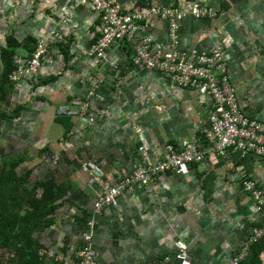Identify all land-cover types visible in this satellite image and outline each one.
Here are the masks:
<instances>
[{"label": "crops", "instance_id": "1", "mask_svg": "<svg viewBox=\"0 0 264 264\" xmlns=\"http://www.w3.org/2000/svg\"><path fill=\"white\" fill-rule=\"evenodd\" d=\"M117 2L123 11L172 6L187 11L196 2L212 6L213 18L183 20L180 48L220 49L244 112L264 123V0ZM146 25L154 49H167V22ZM101 33V15L72 6V0H0V51L8 37L19 43L28 37L50 40L37 72L9 87L2 110L18 108V115L0 126V163L22 157L18 169L31 170V183L54 176L67 188L55 223L36 237L45 249L65 252L82 247L91 232L98 264H182L176 243L185 245L190 264H232L253 230L264 225V213L243 183L254 181L264 196V161L237 150L230 158L189 164L149 187L131 188L94 213L98 187L81 169L85 162L112 183L136 169L139 157L132 152L145 143L152 164L166 159L169 147L202 148L212 107L210 98L180 88L167 75L135 66L130 42L113 46L104 58L90 55ZM27 56L19 47L14 62ZM3 73L0 59V79ZM77 98L90 105L92 118H71L67 135L68 119L57 110ZM256 256L251 249L241 264H264V248Z\"/></svg>", "mask_w": 264, "mask_h": 264}, {"label": "built area", "instance_id": "2", "mask_svg": "<svg viewBox=\"0 0 264 264\" xmlns=\"http://www.w3.org/2000/svg\"><path fill=\"white\" fill-rule=\"evenodd\" d=\"M72 6H84L101 15L102 36L89 51L90 55L105 57L111 47L123 42H133L132 62L135 66H143L145 69L167 75L180 87L197 92L203 99L210 98L212 105L204 129L207 142L204 147L194 143H185L180 149L169 147L168 156L163 161L152 164L143 158L130 176L112 183L103 178L100 170L91 167L85 169L98 187L94 200L95 214H101L131 188L149 187L153 180L189 164L203 163L216 157L230 158L232 150L241 152L244 157L264 161V123L244 112L220 49L208 52L192 50L187 53L178 48V32L183 20L187 17L213 18L217 13L212 6L196 2L187 11L171 7L123 11L117 0H72ZM153 19L168 23L171 47L173 46L169 53L154 50L151 46V36L144 33L143 23ZM49 45V39L39 40L35 51L22 63H18L16 69L9 74L8 80L16 83L35 74L46 57ZM77 104L78 102L76 106ZM78 110L80 111L81 107ZM58 111L60 115L77 117V113L71 112L70 106L67 105L61 106ZM243 183L245 192L257 203V210L264 213L262 191L252 180L244 179ZM92 238V233L88 232L84 235L85 244L80 248H71L65 252L42 250L40 255L46 260L61 264H98ZM263 239L264 225L253 230L242 250L232 260V264H241L248 259L251 248ZM176 248L179 250L178 259L182 264H190L185 245L176 243Z\"/></svg>", "mask_w": 264, "mask_h": 264}, {"label": "trees", "instance_id": "3", "mask_svg": "<svg viewBox=\"0 0 264 264\" xmlns=\"http://www.w3.org/2000/svg\"><path fill=\"white\" fill-rule=\"evenodd\" d=\"M171 8L182 10L175 6ZM203 19H208V17ZM101 22L103 30L102 18ZM148 22L149 21L146 23L144 22L145 24L143 23L145 29ZM178 33L180 35V29ZM169 34L168 26V37ZM148 35L152 38L151 46L154 48L155 42L153 36L150 34ZM36 44L37 42L30 37L26 38L22 43L17 42L13 37H8L5 47L0 51V59L4 66V73L0 79V126L3 121L18 115V108L16 110L13 109L12 113L2 110V103L9 94V87L14 84L8 80V76L18 66V64L14 62L16 49L23 47L27 50L28 56H30L35 51ZM131 44L133 45V42H131ZM93 46L89 50H91ZM168 46L171 48L170 38ZM169 47L167 49L158 48L154 50L168 52ZM187 53H191V51L188 50ZM222 54L223 57H225L223 52ZM64 55H66L65 52ZM225 62L227 73H229L230 79L232 80L230 67H228L227 60H225ZM62 116L68 119L65 126L68 135L73 127V123L70 119L75 117L66 114ZM23 162L24 159L18 156L4 159L0 163V264H41L46 260L41 257L40 251H47V249L42 246L36 235L55 223V213L60 205L66 201L67 188L59 185L54 176L43 181L31 183L30 169L20 174L18 172V167ZM263 248L264 239L251 248L253 255L257 257L256 255H258Z\"/></svg>", "mask_w": 264, "mask_h": 264}, {"label": "rangeland", "instance_id": "4", "mask_svg": "<svg viewBox=\"0 0 264 264\" xmlns=\"http://www.w3.org/2000/svg\"><path fill=\"white\" fill-rule=\"evenodd\" d=\"M178 48L179 50L181 51H185V52H188V50L192 51V50H196V49H187V50H182L180 48V37H179V45H178ZM173 50V46L170 48L169 47V50H168V53ZM155 71V70H154ZM37 72V71H36ZM171 81V80H170ZM174 83V82H173ZM177 85V83H174ZM179 86V85H177ZM180 87V86H179ZM182 88V87H180ZM182 89H186V88H182ZM78 102L77 106H76V103ZM67 106H70V110L71 112H76L77 113V117L75 118H92V111L90 109V105L87 103V102H84L82 101L81 99L77 98V99H74L68 103H66ZM81 107V110L79 111L78 108ZM91 111V112H90ZM57 113H59V111L57 110ZM83 115V116H82ZM139 139H142L145 141V138L143 136V133L142 132H139ZM138 148V149H137ZM137 148H135L134 152H132V154H134V156L138 155L139 159V163L143 160V158H146L148 159V156H147V150L148 148H146V143L144 145H141V146H138ZM90 164L88 162H85L82 166H81V169L85 171L88 170ZM19 171V169H18ZM133 172V171H132ZM132 172L130 174H127L125 176H122L120 179H123V178H126L128 176H130L132 174ZM19 173H21L19 171ZM119 179V180H120ZM118 181V180H116Z\"/></svg>", "mask_w": 264, "mask_h": 264}]
</instances>
